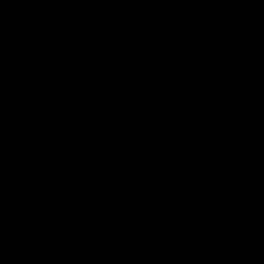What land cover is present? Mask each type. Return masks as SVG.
Returning a JSON list of instances; mask_svg holds the SVG:
<instances>
[{"label": "water", "instance_id": "obj_1", "mask_svg": "<svg viewBox=\"0 0 264 264\" xmlns=\"http://www.w3.org/2000/svg\"><path fill=\"white\" fill-rule=\"evenodd\" d=\"M63 0H0V77Z\"/></svg>", "mask_w": 264, "mask_h": 264}]
</instances>
